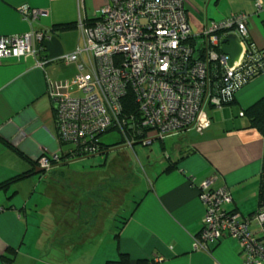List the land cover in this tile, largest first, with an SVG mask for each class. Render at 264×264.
I'll use <instances>...</instances> for the list:
<instances>
[{"label": "crops", "instance_id": "obj_1", "mask_svg": "<svg viewBox=\"0 0 264 264\" xmlns=\"http://www.w3.org/2000/svg\"><path fill=\"white\" fill-rule=\"evenodd\" d=\"M184 1L194 34L245 13L248 43L255 53L264 50V0ZM109 2L0 0V36L47 34L44 68L33 55L0 59V138L11 146L0 143V185L26 175L0 191V264H108L121 256L127 264H243L228 237L209 252L194 248L205 214L197 187L217 176L215 188L226 187L233 198L228 211L245 217L258 211L264 138L244 112L264 97V73L242 87L235 104L214 110L208 130L168 137L159 141L163 156L152 149L144 162L128 164L135 181L120 195L84 188L65 173L78 159L68 158L60 141L50 83L63 87L78 74L75 63L63 61L82 46L78 21H98ZM23 8L46 14L29 23ZM54 155L63 160L41 170L40 159ZM128 197L134 204L118 226L116 211Z\"/></svg>", "mask_w": 264, "mask_h": 264}, {"label": "built area", "instance_id": "obj_2", "mask_svg": "<svg viewBox=\"0 0 264 264\" xmlns=\"http://www.w3.org/2000/svg\"><path fill=\"white\" fill-rule=\"evenodd\" d=\"M20 14L32 23L46 13L23 8ZM248 21L245 13L232 14L221 22H211L196 35L184 0H110L98 21L88 24L80 19L82 46L63 59L75 63L78 74L63 87L50 83L67 157L100 154L101 139L111 130L132 149L208 130L213 111L224 108L247 81L264 73L263 51L256 59L250 56ZM231 35L242 47L232 68L222 51L223 41ZM46 37V33L34 31L0 36V59L33 55L39 59L38 67L44 68ZM129 93L138 106L139 122L134 116L124 117ZM127 127L132 130L130 136ZM135 137H139L138 144ZM60 161L58 155L42 157L38 165L49 170ZM191 182L194 185V179ZM216 182L217 176H213L197 187L205 214L194 248L209 252L210 245L228 237L238 244L243 264H264V209L249 217L228 211L232 195L226 187L215 188Z\"/></svg>", "mask_w": 264, "mask_h": 264}, {"label": "rangeland", "instance_id": "obj_3", "mask_svg": "<svg viewBox=\"0 0 264 264\" xmlns=\"http://www.w3.org/2000/svg\"><path fill=\"white\" fill-rule=\"evenodd\" d=\"M233 109L237 110L238 108L235 107ZM101 140L105 147L110 148L108 153L78 159L77 161L64 167L65 173H70L72 176L75 175V178L81 182L80 185L82 187L90 188L94 191L96 190L99 193L115 188L119 178L117 179V174L114 170L116 167L120 166L121 163H124L125 160L129 161L128 164L132 165L130 166L132 168L137 165L138 159L141 160L144 156L147 157L152 149L155 150V155L160 153L163 156V151L161 149L162 146L159 141H155L152 147L137 145L135 146V149H132L125 144L120 145L121 135L117 132L108 133L104 135ZM141 162H144V160H141ZM118 186L116 189H118ZM135 189L140 191V186H136ZM133 195V193H129V196ZM132 204H134L133 198L128 197L127 202L120 205V210L118 209L119 211H116L117 221H115L118 226L122 225L125 219L129 216ZM113 219L115 218L110 216L107 220V224H110L107 228L108 232H111L110 229L113 230L111 227V221H113Z\"/></svg>", "mask_w": 264, "mask_h": 264}, {"label": "trees", "instance_id": "obj_4", "mask_svg": "<svg viewBox=\"0 0 264 264\" xmlns=\"http://www.w3.org/2000/svg\"><path fill=\"white\" fill-rule=\"evenodd\" d=\"M38 47H41V44H38ZM42 48H43L42 49L43 50L42 57L46 58V56H44V43L42 45ZM249 51H250V56L252 59H256L255 57L259 56L262 51L264 53V50H262L261 52L255 53L251 47V44H249ZM236 97L234 99H232V101L228 102L226 104V106H230V105L235 104ZM132 116H134V118L136 119L137 122L141 121V115L139 114L138 106L135 102L134 96L131 93H129L124 100V117H126V120H127V118H130V117H131L130 119H132ZM244 116L248 119L250 126L255 128L264 138V97L261 100H259L258 102H256L254 105H252L251 107L247 108L244 112ZM127 124L130 125L129 121H127ZM126 129H127L129 136L132 135V130L129 129L128 127ZM111 132H112V130L109 131V133H111ZM138 136L140 137L139 134H138ZM139 137H135L136 138L135 140H137L135 144L139 143L138 142ZM0 143L4 144L7 147H11L10 145H8V143L6 141H4L1 138H0ZM125 143H126L125 138L121 136L120 145L121 144L124 145ZM101 144H102V150H101L100 154L108 153L110 148L105 147L103 145L102 141H101ZM135 146L136 145H134V148H135ZM61 160H63V158H61ZM128 163H129V161L125 160L124 163H121L120 166L116 167L114 170L115 173L117 174V179L123 178V180H124L123 181L121 179L123 182L122 184H119L120 182L119 183L116 182L117 184H116L115 188H112L110 190V192L113 193L115 196L120 195L123 191H127L133 185V181H135L134 180L135 175H133V170L129 167ZM30 164L35 167V164H33V163H30ZM24 177H26V175L18 177L17 179H14L10 182L1 184L0 185V191L6 190L15 181H17L21 178H24ZM118 185H120V186H118ZM117 186H118V189H116ZM259 209H264V156H263V170H262V175H261L259 199H258V210ZM127 261L128 260H127L126 256H121V258L119 260L110 261V262H108V264H127Z\"/></svg>", "mask_w": 264, "mask_h": 264}, {"label": "water", "instance_id": "obj_5", "mask_svg": "<svg viewBox=\"0 0 264 264\" xmlns=\"http://www.w3.org/2000/svg\"><path fill=\"white\" fill-rule=\"evenodd\" d=\"M224 46L222 48L223 53L230 58L228 64L229 67H233L236 62L239 61L242 54V47L238 42V39L231 35L223 41ZM43 170V169H41Z\"/></svg>", "mask_w": 264, "mask_h": 264}]
</instances>
